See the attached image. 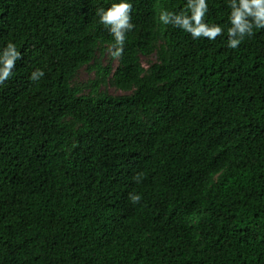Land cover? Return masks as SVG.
Segmentation results:
<instances>
[{
  "label": "trees",
  "instance_id": "obj_1",
  "mask_svg": "<svg viewBox=\"0 0 264 264\" xmlns=\"http://www.w3.org/2000/svg\"><path fill=\"white\" fill-rule=\"evenodd\" d=\"M113 2L0 0L21 53L0 84V264H264V28L231 49L160 23L187 0H131L114 58Z\"/></svg>",
  "mask_w": 264,
  "mask_h": 264
},
{
  "label": "clouds",
  "instance_id": "obj_2",
  "mask_svg": "<svg viewBox=\"0 0 264 264\" xmlns=\"http://www.w3.org/2000/svg\"><path fill=\"white\" fill-rule=\"evenodd\" d=\"M187 11L172 12L161 11L158 19L163 25L179 27L190 33L193 38L207 37L215 40L222 32L227 33V47L237 48L246 36L251 37L254 29L264 28V0H228V25L226 28L220 24H210L205 21L208 9L206 0H187L184 6ZM131 0H115L107 8H98L96 15L99 23L104 25L113 38L111 55L118 58L124 51L126 33L134 25L131 23ZM21 58L17 45L10 40L0 48V84L12 76L16 62ZM44 76L40 68H36L29 75V80L38 81ZM139 182V174L135 177ZM131 202L141 199L139 193L129 194Z\"/></svg>",
  "mask_w": 264,
  "mask_h": 264
},
{
  "label": "rangeland",
  "instance_id": "obj_3",
  "mask_svg": "<svg viewBox=\"0 0 264 264\" xmlns=\"http://www.w3.org/2000/svg\"><path fill=\"white\" fill-rule=\"evenodd\" d=\"M109 58H110V54L109 53H106L105 56L101 59L102 64L103 65L104 64H107V61H109ZM143 62L146 64L145 60H143ZM115 63L116 62L114 60L111 61V65H114ZM78 77H79V80H85V79L91 77V75L88 74L85 70H81L79 72ZM109 91L111 93H117V92H119V91L114 90L113 88H109Z\"/></svg>",
  "mask_w": 264,
  "mask_h": 264
}]
</instances>
